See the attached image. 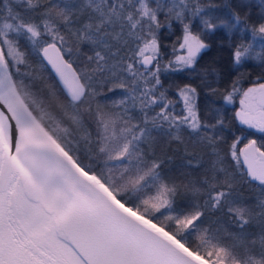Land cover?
<instances>
[{
  "label": "snow or ice",
  "instance_id": "6c2138e0",
  "mask_svg": "<svg viewBox=\"0 0 264 264\" xmlns=\"http://www.w3.org/2000/svg\"><path fill=\"white\" fill-rule=\"evenodd\" d=\"M0 264H264V0H0Z\"/></svg>",
  "mask_w": 264,
  "mask_h": 264
},
{
  "label": "trees",
  "instance_id": "16d2710c",
  "mask_svg": "<svg viewBox=\"0 0 264 264\" xmlns=\"http://www.w3.org/2000/svg\"><path fill=\"white\" fill-rule=\"evenodd\" d=\"M250 138L260 139L261 138V134H259V133H253L252 137H250Z\"/></svg>",
  "mask_w": 264,
  "mask_h": 264
}]
</instances>
